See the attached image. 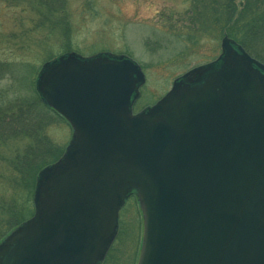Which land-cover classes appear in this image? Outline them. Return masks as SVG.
I'll return each instance as SVG.
<instances>
[{
  "label": "water",
  "instance_id": "obj_1",
  "mask_svg": "<svg viewBox=\"0 0 264 264\" xmlns=\"http://www.w3.org/2000/svg\"><path fill=\"white\" fill-rule=\"evenodd\" d=\"M212 62L134 112L146 76L127 54L64 52L36 87L73 128L37 174L34 215L0 264H100L135 193L137 264H264V62L224 35Z\"/></svg>",
  "mask_w": 264,
  "mask_h": 264
},
{
  "label": "rangeland",
  "instance_id": "obj_2",
  "mask_svg": "<svg viewBox=\"0 0 264 264\" xmlns=\"http://www.w3.org/2000/svg\"><path fill=\"white\" fill-rule=\"evenodd\" d=\"M34 3L0 0V59L14 63L18 73L15 77L2 78L0 89L19 94L22 89L25 93L28 80L21 76L35 80L46 61L64 52L74 51L83 56L99 52L127 54L140 63L146 76L134 104L133 111L138 112L158 102L171 89L176 77L214 61L222 51L223 35L219 31L202 33L192 23V0H64L62 20H67L65 25L71 29L69 41L64 34L46 37L47 30L33 29L40 18ZM47 133L66 148L73 128L58 119L48 126ZM27 142L24 138L11 139L0 147L7 159L0 163L3 182L0 181L3 184L0 185V234L4 235L1 240L19 226L10 229L8 221L5 222L4 206H9L14 195L7 184L8 161ZM143 230L144 216L137 195H131L118 211V232L103 264H137Z\"/></svg>",
  "mask_w": 264,
  "mask_h": 264
},
{
  "label": "trees",
  "instance_id": "obj_3",
  "mask_svg": "<svg viewBox=\"0 0 264 264\" xmlns=\"http://www.w3.org/2000/svg\"><path fill=\"white\" fill-rule=\"evenodd\" d=\"M23 1L35 2V9L40 15L34 30H47L46 37L64 34L65 40L69 41L71 29L65 25L68 21L62 20L65 14L64 0ZM191 9V21L198 31L210 34L219 31L223 36L228 35L242 44L252 56L264 62V0H192ZM15 66L12 62L0 59V80L6 75L17 76ZM23 77L25 81L28 80L25 93L19 88L20 94L0 89V147L11 139L28 140L24 149L8 161L10 173L7 175V184L14 195L9 199V206H4V209L7 214L5 222L8 221L10 229L34 215L35 205L31 200L37 174L46 165L59 160L65 151L64 146L50 138L48 126L58 119L68 122L57 110L43 102L36 87V79L26 75L21 76V79ZM2 160L7 161L0 152V163ZM1 222L0 219V231ZM107 255L108 252L100 264L105 262Z\"/></svg>",
  "mask_w": 264,
  "mask_h": 264
}]
</instances>
